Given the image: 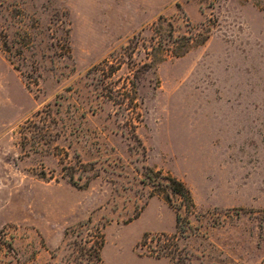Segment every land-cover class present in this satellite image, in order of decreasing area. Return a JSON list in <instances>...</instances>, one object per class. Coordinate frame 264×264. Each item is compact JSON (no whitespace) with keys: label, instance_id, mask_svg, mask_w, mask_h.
<instances>
[{"label":"rangeland","instance_id":"obj_1","mask_svg":"<svg viewBox=\"0 0 264 264\" xmlns=\"http://www.w3.org/2000/svg\"><path fill=\"white\" fill-rule=\"evenodd\" d=\"M0 264H264V0H0Z\"/></svg>","mask_w":264,"mask_h":264},{"label":"trees","instance_id":"obj_2","mask_svg":"<svg viewBox=\"0 0 264 264\" xmlns=\"http://www.w3.org/2000/svg\"><path fill=\"white\" fill-rule=\"evenodd\" d=\"M145 177L147 179H149V181L153 182L154 181V176H153V170L152 169H148L147 172L144 173ZM163 180H161L158 185L162 187L163 190L169 189L171 190V192H173L174 194L179 195L182 198V204L183 206L186 207V209H188V211H192L195 209V202L192 196V193L190 191V189L180 180H178L175 177H172L170 175L164 176L162 178ZM155 184V183H154ZM167 199L169 201H171V199L169 198V195H167ZM177 210V214H176V221H177V231L178 232H182V233H186L188 230H192V225L191 222L189 221V218L186 216H183L180 213V208L176 207ZM150 235H146L144 243H142L141 245L145 246V241L147 242V240L149 239ZM153 238L154 240H161L164 237L168 238L169 240L171 239H176L179 238L177 234H173L171 236H169L168 234L165 233H161L158 236L154 235ZM177 244H173L171 243L170 245L166 246H162L161 249H156L153 248L152 251L158 252L157 254L159 255H169L174 253V251L178 250V247L176 248V250H174V246H176ZM103 246V242L100 244V248ZM171 249L169 252H164L161 253V251H163V249ZM174 256L176 255V252L173 254ZM179 258V257H178Z\"/></svg>","mask_w":264,"mask_h":264}]
</instances>
